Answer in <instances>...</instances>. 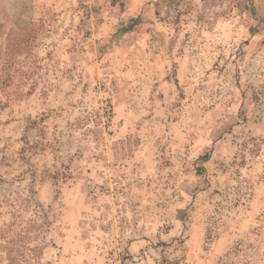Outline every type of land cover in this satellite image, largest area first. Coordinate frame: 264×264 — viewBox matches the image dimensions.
Instances as JSON below:
<instances>
[{
  "label": "rangeland",
  "instance_id": "1",
  "mask_svg": "<svg viewBox=\"0 0 264 264\" xmlns=\"http://www.w3.org/2000/svg\"><path fill=\"white\" fill-rule=\"evenodd\" d=\"M6 2L0 229L49 264H264V0Z\"/></svg>",
  "mask_w": 264,
  "mask_h": 264
},
{
  "label": "trees",
  "instance_id": "2",
  "mask_svg": "<svg viewBox=\"0 0 264 264\" xmlns=\"http://www.w3.org/2000/svg\"><path fill=\"white\" fill-rule=\"evenodd\" d=\"M254 145L256 146L257 142ZM35 226L38 227L39 225H36L34 221H29L27 226L17 230L11 229V224L0 229V231H5L0 232V239H6L4 248L6 249L8 264H49L40 261L39 254L42 251V246L30 245V240L33 239L30 236V231ZM36 250L37 253L34 254Z\"/></svg>",
  "mask_w": 264,
  "mask_h": 264
},
{
  "label": "crops",
  "instance_id": "3",
  "mask_svg": "<svg viewBox=\"0 0 264 264\" xmlns=\"http://www.w3.org/2000/svg\"><path fill=\"white\" fill-rule=\"evenodd\" d=\"M5 2H6V0H5ZM7 3V2H6ZM6 10V9H5ZM7 11V10H6ZM6 11H4V9H3V17H4V15L6 16V17H9V15L6 13ZM8 12V11H7ZM5 22V20H1V24H3V23Z\"/></svg>",
  "mask_w": 264,
  "mask_h": 264
}]
</instances>
